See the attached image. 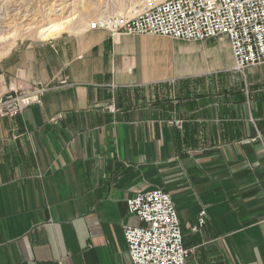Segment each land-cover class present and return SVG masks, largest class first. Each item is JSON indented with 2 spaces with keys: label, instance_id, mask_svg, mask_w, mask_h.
Masks as SVG:
<instances>
[{
  "label": "crops",
  "instance_id": "crops-1",
  "mask_svg": "<svg viewBox=\"0 0 264 264\" xmlns=\"http://www.w3.org/2000/svg\"><path fill=\"white\" fill-rule=\"evenodd\" d=\"M185 50L205 66L179 69ZM0 73L50 87L0 118V264H133L127 201L154 190L174 201L187 264H264V66L236 72L225 39L88 26L16 49Z\"/></svg>",
  "mask_w": 264,
  "mask_h": 264
},
{
  "label": "built area",
  "instance_id": "built-area-1",
  "mask_svg": "<svg viewBox=\"0 0 264 264\" xmlns=\"http://www.w3.org/2000/svg\"><path fill=\"white\" fill-rule=\"evenodd\" d=\"M112 37L148 35L188 43L227 40L234 70L244 75L264 66V0H144L130 14L104 15L89 25ZM61 85L67 84L62 80ZM50 87L39 84L19 93L0 74V118H15L33 105H42ZM109 110L114 111L110 106ZM60 117V116H59ZM59 117L51 118L55 122ZM176 125L181 127V122ZM139 222L126 225L124 237L133 264H187L192 251L183 240L178 211L170 194L162 190L138 193L127 201ZM202 210L193 231L207 223Z\"/></svg>",
  "mask_w": 264,
  "mask_h": 264
},
{
  "label": "rangeland",
  "instance_id": "rangeland-1",
  "mask_svg": "<svg viewBox=\"0 0 264 264\" xmlns=\"http://www.w3.org/2000/svg\"><path fill=\"white\" fill-rule=\"evenodd\" d=\"M144 0H0V36L7 37L15 33L33 28L34 33L41 28L60 21H71V27L56 37L67 34H77L95 19L104 15H127L130 14ZM72 28V29H71ZM22 33V32H21ZM18 35V33H17ZM32 35L16 37L0 42V54L10 49L4 58L16 49L33 42L49 41ZM170 39V38H169ZM172 40V39H171ZM218 40V39H216ZM1 41V40H0ZM181 44H194L180 41ZM219 57L226 60V51L222 43H217ZM176 65L185 70L188 67L205 66V60L195 51L180 52ZM1 74V73H0ZM3 75V74H1ZM216 76V75H215ZM218 78H220L218 76ZM20 78L18 76V82ZM42 83H34L28 88H18L19 93H27L35 86ZM49 87L46 84H42Z\"/></svg>",
  "mask_w": 264,
  "mask_h": 264
},
{
  "label": "bare ground",
  "instance_id": "bare-ground-1",
  "mask_svg": "<svg viewBox=\"0 0 264 264\" xmlns=\"http://www.w3.org/2000/svg\"><path fill=\"white\" fill-rule=\"evenodd\" d=\"M144 2V1H143ZM71 27V21H60V22H56L54 24H51L47 27L41 28L38 31H36L34 33V29L33 28H27L24 31L18 32V27L15 29V33L7 36V37H2L0 36V42H2L3 40H8L11 38H20V37H24L27 35H32L36 38H40L43 40H47L50 38H53L56 35H60L61 33H63L64 31H66L68 28ZM72 29V28H71ZM18 33V35H17ZM8 51H10V49H7L6 51H4L3 53L0 54V58L3 57L4 55H6L8 53Z\"/></svg>",
  "mask_w": 264,
  "mask_h": 264
}]
</instances>
